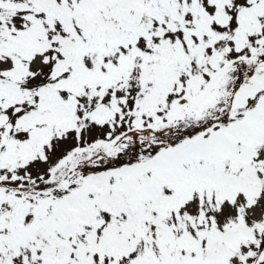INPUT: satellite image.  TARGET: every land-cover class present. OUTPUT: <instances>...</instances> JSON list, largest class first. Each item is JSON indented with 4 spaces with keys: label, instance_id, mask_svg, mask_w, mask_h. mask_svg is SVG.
I'll return each instance as SVG.
<instances>
[{
    "label": "snow or ice",
    "instance_id": "obj_1",
    "mask_svg": "<svg viewBox=\"0 0 264 264\" xmlns=\"http://www.w3.org/2000/svg\"><path fill=\"white\" fill-rule=\"evenodd\" d=\"M0 264H264V0H0Z\"/></svg>",
    "mask_w": 264,
    "mask_h": 264
}]
</instances>
